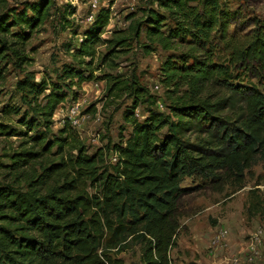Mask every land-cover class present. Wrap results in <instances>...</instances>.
I'll list each match as a JSON object with an SVG mask.
<instances>
[{
    "label": "trees",
    "instance_id": "trees-1",
    "mask_svg": "<svg viewBox=\"0 0 264 264\" xmlns=\"http://www.w3.org/2000/svg\"><path fill=\"white\" fill-rule=\"evenodd\" d=\"M194 1L153 0L173 28L162 31L164 16L149 11L110 39L101 38L109 23V11L102 9L71 53L75 66L63 72L71 87L103 82V109L118 99L130 101L122 114L130 134L124 138L126 128L120 127L118 143L103 136L107 143L89 154L68 121L52 135V117L66 98L61 86L45 79L17 84L34 115L19 119L22 135L0 122V136L27 139L5 156L7 165L0 163L6 177L0 181V264H126L121 255L136 252L139 264H173L179 204L194 191L184 181L240 189L246 172L264 163V24L256 22L241 37L228 35L237 15L219 9L218 0L192 6ZM49 6L39 0L26 7L31 16L25 10L0 15V62L14 60L20 69L27 64L24 46ZM14 27L20 32L12 33ZM143 29L146 54L156 47L179 52L159 69L161 109L135 70L108 72L119 68L117 60L139 43ZM216 48L221 62L214 61ZM142 105L147 116L141 122L135 111ZM18 114L16 107L3 110ZM262 186L264 193V180ZM250 192L254 197L256 191ZM258 198L252 214L264 221V197Z\"/></svg>",
    "mask_w": 264,
    "mask_h": 264
},
{
    "label": "rangeland",
    "instance_id": "rangeland-1",
    "mask_svg": "<svg viewBox=\"0 0 264 264\" xmlns=\"http://www.w3.org/2000/svg\"><path fill=\"white\" fill-rule=\"evenodd\" d=\"M49 1L44 22L30 33L29 41L24 46L23 53L29 59L27 64L20 69L14 60L7 58L0 62V122L16 129V135H22L25 130L18 126L19 119L24 113L27 117H33L34 113L20 98L17 84L24 80L39 84L45 79L49 84L61 86L66 95L65 101L57 107L52 117V135H56L63 123L68 121L84 141L88 153L92 154L107 143L106 139L101 140L103 136L118 143L120 127L126 128L124 138L129 136L130 127L125 125L122 114L130 101L118 99L113 105L103 109V82L84 83L78 89L71 87L69 80L64 78V70L68 66H75L71 53L78 47L83 33L102 9L109 11V23L102 39H110L114 31L126 30L132 21L146 18L149 11H156L164 16L165 20L161 24L164 32L173 28L174 22L165 11L157 8L153 0ZM198 1L190 4L195 6ZM37 2L39 0H2L0 15L26 11L28 5ZM218 5L219 9L237 15L229 20L228 35L241 37L255 28L256 22L264 24V0H218ZM25 13L31 16L30 12ZM11 32L20 30L14 27ZM145 42L143 29L139 43L133 42L130 49L117 60L119 68L108 72L123 74L135 70L150 93L157 96V107L161 109L164 90L159 82V69L168 57H177L179 52H166L156 47L154 52L146 54L141 47ZM217 43L218 41L216 45ZM180 48L184 51L186 45ZM97 49L99 55L105 53V45H100ZM218 50L216 48L214 51V61L221 62L224 55ZM252 81V84L257 83L255 79ZM49 88L48 86L45 93L50 91ZM259 89L264 90V83ZM9 107L18 108L19 114L3 115V110ZM92 107L96 112L89 110ZM145 108L142 105L135 111L141 122L147 116ZM26 140L22 136H0V163L7 165L9 160L5 156L11 155ZM107 158L113 161L111 153ZM5 179L0 174V181L5 182ZM263 180L264 163H257L246 172L244 185L240 189L233 188L230 183L217 186L203 184L199 179L185 180L183 187L194 188V191L184 196L179 204L180 231L177 247L171 252L172 263L264 264V221L258 214H252L255 197H259V201L264 197ZM250 191H256L254 197ZM121 257L126 264H139L137 252L136 256L124 254Z\"/></svg>",
    "mask_w": 264,
    "mask_h": 264
},
{
    "label": "built area",
    "instance_id": "built-area-1",
    "mask_svg": "<svg viewBox=\"0 0 264 264\" xmlns=\"http://www.w3.org/2000/svg\"><path fill=\"white\" fill-rule=\"evenodd\" d=\"M225 233V232H224Z\"/></svg>",
    "mask_w": 264,
    "mask_h": 264
}]
</instances>
